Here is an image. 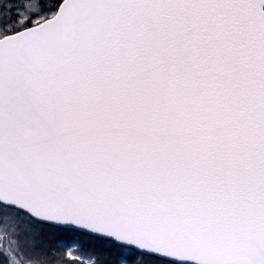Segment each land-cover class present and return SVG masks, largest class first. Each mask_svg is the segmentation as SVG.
Returning <instances> with one entry per match:
<instances>
[{"label": "snow or ice", "instance_id": "obj_1", "mask_svg": "<svg viewBox=\"0 0 264 264\" xmlns=\"http://www.w3.org/2000/svg\"><path fill=\"white\" fill-rule=\"evenodd\" d=\"M0 264H264V0H0Z\"/></svg>", "mask_w": 264, "mask_h": 264}]
</instances>
